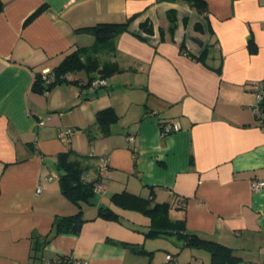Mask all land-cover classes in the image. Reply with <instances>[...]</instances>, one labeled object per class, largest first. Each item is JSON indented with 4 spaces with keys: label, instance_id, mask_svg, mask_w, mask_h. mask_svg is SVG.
Masks as SVG:
<instances>
[{
    "label": "crops",
    "instance_id": "obj_1",
    "mask_svg": "<svg viewBox=\"0 0 264 264\" xmlns=\"http://www.w3.org/2000/svg\"><path fill=\"white\" fill-rule=\"evenodd\" d=\"M1 1L0 264H32L55 220L79 208V229L52 236L37 251L42 261L62 254L87 264L149 263L120 243L147 249L150 223L122 218L110 198L121 191L169 203L185 232L264 264V187L251 186L264 180V119L251 87L264 83V0H203L202 12L192 0ZM128 20L115 51L101 56L118 67L105 85L32 89L37 73L94 42L74 28ZM106 107L118 119L100 128L96 112ZM168 121L179 129L163 135ZM102 156L108 174L94 196L111 205L73 202L61 176L100 181ZM101 206L119 219L99 215Z\"/></svg>",
    "mask_w": 264,
    "mask_h": 264
},
{
    "label": "trees",
    "instance_id": "obj_2",
    "mask_svg": "<svg viewBox=\"0 0 264 264\" xmlns=\"http://www.w3.org/2000/svg\"><path fill=\"white\" fill-rule=\"evenodd\" d=\"M193 6L199 11L205 9L203 0H192ZM3 3L0 0V10ZM40 10L37 9L33 15ZM32 15V16H33ZM128 21L122 23L100 22L95 24H86L74 28L76 33H85L94 37V42L91 45L77 46L66 53L58 65L50 69L46 79H43L41 72L37 73L32 85V89L38 92H46L54 85L71 82L79 83L81 88L89 86L94 78H105L111 73L118 70L114 62L107 59L103 60L102 55H107L115 51V40L119 33L127 29ZM249 50L255 51L256 47L252 40L249 41ZM86 74L87 79L84 80L79 73ZM261 112L264 114V98L260 102ZM264 117H259V119ZM118 119L112 107L99 109L96 112L95 121L100 128L108 127ZM93 182H82L76 173L67 172L61 176V189L65 195L70 197L73 202L79 203L80 200L87 201L91 196H94ZM111 200L123 208L139 210L149 218L147 229L142 230L143 234L148 238H154L161 235H173L182 240L183 245L192 247H203L209 251V264H237L241 261V257L231 248L212 240L200 237L196 233L185 232L183 230V220H172L169 216L170 205L167 202L152 203L151 199L141 197L126 191L114 192L111 195ZM81 214L80 208L77 213L70 216H64L55 220V225L51 235L42 237V242L39 248L31 255L32 264H74L73 258L68 255H57L42 261V257L37 251L47 243L50 238L61 231L71 230L72 225ZM99 215L108 219L118 220L119 215L108 207L101 206ZM35 235H33V238ZM39 236H37L38 238ZM120 243L130 249L131 252L137 255H147L151 251L145 249L137 243H128L120 241ZM37 260H40L37 262Z\"/></svg>",
    "mask_w": 264,
    "mask_h": 264
},
{
    "label": "rangeland",
    "instance_id": "obj_3",
    "mask_svg": "<svg viewBox=\"0 0 264 264\" xmlns=\"http://www.w3.org/2000/svg\"><path fill=\"white\" fill-rule=\"evenodd\" d=\"M96 197L101 201L103 200L101 195H97ZM102 202L109 205L111 201L106 198ZM119 210V212L123 215L122 218L128 222H132L137 225L139 224V226H141L140 223L148 221L147 216L139 210L129 208H122ZM169 214L170 217L173 216L172 211H170ZM146 246L147 250L151 251L150 254L146 255L145 260L149 262L146 264H175L173 261L166 260V254L168 253L178 258V264H209L210 254L207 249L203 247L185 246L183 245L182 240L173 235H161L154 238H148ZM237 264L249 263L240 261Z\"/></svg>",
    "mask_w": 264,
    "mask_h": 264
},
{
    "label": "built area",
    "instance_id": "obj_4",
    "mask_svg": "<svg viewBox=\"0 0 264 264\" xmlns=\"http://www.w3.org/2000/svg\"><path fill=\"white\" fill-rule=\"evenodd\" d=\"M50 69H46L43 70L41 72V76L43 79H46L47 74L49 73ZM106 84V79L105 78H94L91 80L88 89L90 90H95L96 88L103 86ZM251 87L254 89L255 91V95L257 98V101L260 103L262 100V97H264V83L260 82V81H254L253 83H251ZM257 115H259V117H264V114H262L261 112V108L260 106H257L255 109ZM44 121L41 120L40 123H43ZM162 133L163 135H166L168 133H171L173 131H177L179 129V124L177 122H173V121H168L166 122L163 127H162ZM65 132H68L65 131ZM135 139V136L133 134H130L127 136V140L129 142H133ZM108 161H107V157L106 156H102L99 160V164H98V173L100 176V181H95L93 183V192L94 194L98 193L99 191H102V189L104 188V186L102 185V178L106 177V175L108 174ZM52 177H44V180H50ZM251 186L253 190H258L261 187H264V180L261 179H255L251 181ZM42 188V184H39L36 188V192H40ZM173 259L172 255L167 254L166 255V260L169 261ZM74 264H87V262L85 260H81V259H73ZM43 264H48V262H44ZM256 264V263H255Z\"/></svg>",
    "mask_w": 264,
    "mask_h": 264
},
{
    "label": "water",
    "instance_id": "obj_5",
    "mask_svg": "<svg viewBox=\"0 0 264 264\" xmlns=\"http://www.w3.org/2000/svg\"><path fill=\"white\" fill-rule=\"evenodd\" d=\"M98 198L96 196H91L87 199V202L90 205H95L97 204ZM80 225V219H76L72 225L73 230H78Z\"/></svg>",
    "mask_w": 264,
    "mask_h": 264
}]
</instances>
